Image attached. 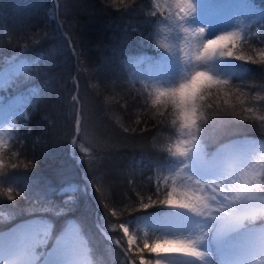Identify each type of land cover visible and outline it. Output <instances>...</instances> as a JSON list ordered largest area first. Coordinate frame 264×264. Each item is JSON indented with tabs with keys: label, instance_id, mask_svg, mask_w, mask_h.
<instances>
[{
	"label": "trees",
	"instance_id": "trees-1",
	"mask_svg": "<svg viewBox=\"0 0 264 264\" xmlns=\"http://www.w3.org/2000/svg\"><path fill=\"white\" fill-rule=\"evenodd\" d=\"M254 2L264 9V0ZM151 5V0H60L55 18L51 0H0V66L11 56L35 61L5 91L23 94L27 104L26 118H18L0 158V232L44 218L52 226L47 249L74 220L88 240L93 264L152 259V252L139 251L143 243L127 244L121 227L131 232L132 220L166 208L160 201L167 188H159L156 178L171 160L166 152L171 129L152 115L151 92L130 65L138 53L157 52L152 34L161 15ZM256 28L236 41L233 51L239 45L248 68L229 83L260 97L264 18ZM252 103L264 107L259 98ZM242 135L264 139V121L215 119L203 143L212 152ZM71 140L79 162L70 154Z\"/></svg>",
	"mask_w": 264,
	"mask_h": 264
},
{
	"label": "rangeland",
	"instance_id": "rangeland-1",
	"mask_svg": "<svg viewBox=\"0 0 264 264\" xmlns=\"http://www.w3.org/2000/svg\"><path fill=\"white\" fill-rule=\"evenodd\" d=\"M192 2V0H189ZM52 5L49 8L51 16L57 18V12L60 5V0H52ZM196 10L188 14L181 13L179 8L174 3V0H157V4L153 5L151 0V6L160 13V17L155 24V30L152 37L158 35L160 43L165 45L169 51L158 48L154 44L157 52L140 58V60L132 61V74L141 83V85L153 93L157 87H162L170 83H174L176 79L184 72L189 70L190 66L195 67L194 54L199 50L202 39L209 38L214 39L215 35H221L225 31L238 33V41L241 38H248L252 34L257 32V28L261 25L264 18V9L253 3V0H194ZM262 20V21H261ZM159 26L162 31L156 33V28ZM204 27V33H200L197 30ZM253 31V32H252ZM238 49L240 47L238 45ZM234 53L233 56H221L220 53L214 55L211 59L207 60L211 65L205 66L203 71L208 72L210 75L218 79L229 81L232 76H242L247 70L248 59L237 60L236 56H243V54ZM227 50V49H225ZM236 52V51H235ZM182 59H181V58ZM192 57V60H189ZM155 58V59H153ZM151 60V61H150ZM143 61V62H142ZM168 63V64H165ZM30 68V63L23 59H16L14 56L9 57L0 66V136L3 138L5 146L8 144L9 139L13 136L17 128V119L20 114L24 115L23 103L24 96L16 95L12 96L5 91L14 78L19 74H26ZM151 97V96H150ZM23 125V124H22ZM77 127V126H76ZM233 140H237L240 143L235 151L241 154H248L251 151H258V146L264 139L242 135ZM232 141V140H231ZM73 140L69 143L70 154H73ZM215 151V150H214ZM169 163L164 167L163 172L157 174L156 184L159 188L166 187L167 193L173 188L177 190V193L181 191H188L190 194L217 196V201H223V196L219 195L220 192L225 190L224 185H221L219 181L215 185L209 187V180L212 179L208 174L202 172L198 167L196 160L192 155L182 158H170ZM80 158H76V162H79ZM191 177V178H190ZM200 179L201 184L199 187L194 185V180ZM91 182H88L87 190L91 189ZM85 189V185L82 187ZM215 188V192L213 191ZM74 187L69 186L66 190L72 193ZM90 192H88L89 194ZM212 204V214L217 215L216 208L218 204L216 201H209ZM166 209L160 213L144 214L135 218L130 222L133 224L131 232L125 234L122 227V234L125 236V240L128 243V237L131 236L135 241L131 246L137 247L140 243L148 242V237H151L152 242L154 240L162 241L164 239H195L200 234L201 230L207 231L206 228H211L214 224L209 218L197 217L193 213L173 208L165 205ZM95 222H99L98 217L94 213ZM261 223L255 221L247 225V231L249 233H258L261 229H264V219ZM258 224H257V223ZM37 224V225H50V231L46 240V243L37 249L41 255V260L38 264L43 262L44 255L51 252L54 245L61 234L54 238L50 249L47 251L48 239L51 234V223L39 217H33L26 220L19 221L8 230L0 233V235H7L13 232L15 229L21 226ZM70 228L78 230L80 237L82 238L84 245L87 249V255L85 257L91 258L90 248L88 240L81 232L79 225L74 220H69L62 231V235ZM103 235L110 241L116 243L111 237H109L106 231L100 228ZM212 231H209L211 233ZM193 233V236H188ZM138 235V237L136 236ZM195 237V238H194ZM111 238V239H110ZM238 236L233 237L231 240L220 241L216 244V250H223L227 253V249L231 248L234 243H237ZM150 244V242H149ZM151 245V244H150ZM136 252V251H135ZM163 254V253H161ZM161 254L157 255L152 253V264H155L156 259L161 258ZM84 257V258H85ZM140 259V264H141ZM255 264H260L261 256L252 254ZM130 264H133L132 262Z\"/></svg>",
	"mask_w": 264,
	"mask_h": 264
},
{
	"label": "clouds",
	"instance_id": "clouds-1",
	"mask_svg": "<svg viewBox=\"0 0 264 264\" xmlns=\"http://www.w3.org/2000/svg\"><path fill=\"white\" fill-rule=\"evenodd\" d=\"M152 3L156 5L157 0H152ZM161 31L162 29L157 26L156 33ZM153 43L158 48L169 51L160 43L158 35L154 36ZM228 47L232 48L233 45L229 44ZM198 51L194 54L195 61ZM192 59L189 57V60ZM196 70L194 66H190L189 70L180 75L174 83L157 87L156 89L170 90L166 96L161 97L163 103L153 104L155 91L151 94L148 103L153 110L152 115L162 117L171 129L168 137L170 146L166 149L170 157H178L174 148L181 140L191 137L194 142L202 143L208 161L203 165L196 161L197 167L213 177L209 181H219L224 185L225 190L219 193L224 199L217 201L216 195H205L206 206L193 214L197 217L209 218L214 222L210 229L206 228L207 236L209 231H212L215 240L226 241L245 233L248 224L264 219V142L260 143L258 151L254 150L246 155L235 151L229 162L217 163L214 160L215 155L226 146L233 148V142L220 145L215 151L209 152L203 143L205 132L209 124L219 118L264 121V107L257 109L252 103L258 98L264 100V96H249L247 93L234 90V85L227 80L223 86L201 87L194 76ZM193 118L194 127L191 129L185 127L184 125ZM4 148L5 144L0 136V158ZM193 182L197 187L201 184L200 179H195ZM213 191L215 192V189ZM209 201L217 202V215L212 214L213 206ZM236 219H239V224H234ZM205 255L210 253L205 252ZM260 256V264H264V255ZM81 264H93V260L85 257ZM253 264H255L254 260Z\"/></svg>",
	"mask_w": 264,
	"mask_h": 264
},
{
	"label": "snow or ice",
	"instance_id": "snow-or-ice-1",
	"mask_svg": "<svg viewBox=\"0 0 264 264\" xmlns=\"http://www.w3.org/2000/svg\"><path fill=\"white\" fill-rule=\"evenodd\" d=\"M174 3L181 13H185L187 10L190 15L192 11L196 10L194 0L192 2H189V0H174ZM197 31L204 33L205 30L200 28ZM237 39L238 33L228 31H225L221 35H215L214 39L203 38L196 60L206 62L217 52L221 56H233L232 48H235ZM229 44L233 45V47L229 48ZM260 56V62L264 63V52ZM236 59L243 60L244 57L236 56ZM194 76L201 87L223 86L227 82L223 79L215 78L202 70H196ZM154 91L153 104L155 105L163 103L164 100L161 97L166 96L170 90L158 88ZM194 125L195 119L193 118L191 122L184 126L191 129ZM174 152L178 157L182 158L188 157L191 154L193 159L202 165L208 161L202 143L199 141L194 142L191 137L181 140L175 146ZM234 153L235 150L233 148L226 146L215 155L214 160L217 163H227L232 159ZM215 184L216 182L210 181L208 186L212 187ZM8 199L12 200L13 197L9 195ZM160 203L173 208L187 210L191 213L201 211L206 206L205 196L196 195L195 193L190 194L188 191L177 193L175 188L169 191L165 199L160 201ZM239 222V219H236L234 224H239ZM49 231L50 225L29 224L18 227L7 235H0V264H38L43 254L38 253L37 249L46 243ZM124 232L127 234L128 229L124 228ZM206 232L202 229L195 240H154L151 245L145 241L144 248L139 251L147 249L149 252L156 253L157 255L178 252L195 258V260L199 261V264H209L208 260H206V257L209 255H205V251H201L198 246L207 237ZM134 242L133 238L129 236V246ZM234 251L238 257L235 264H250L249 260L246 259L249 254L264 255V229H261L258 233L245 232L239 234ZM86 255L87 249L78 230L70 228L58 238L52 251L44 255L43 264H81ZM141 264H152V261L141 260ZM155 264H163V261L156 259Z\"/></svg>",
	"mask_w": 264,
	"mask_h": 264
},
{
	"label": "bare ground",
	"instance_id": "bare-ground-1",
	"mask_svg": "<svg viewBox=\"0 0 264 264\" xmlns=\"http://www.w3.org/2000/svg\"><path fill=\"white\" fill-rule=\"evenodd\" d=\"M51 2H52V0H51ZM51 5H52V3H51ZM202 28L205 30L204 27H202ZM218 53L219 52H217L215 55H217ZM144 56H147L148 59L151 57L150 53L142 52V53L136 54V56H134L132 61H135L136 59L140 60V58H143ZM16 59H23L25 61H28L30 63L29 70L32 68V64L35 62L33 60L29 61V60L24 59V58H16ZM195 63H196L195 68L197 70H202V71H203L205 66H208V64L211 65V62L209 63L208 61H206V62L195 61ZM229 142H233V145H232L233 148H236V146H238V144L240 143L237 140H232ZM229 142H227L223 145H228ZM151 213H154V212H151ZM148 214H150V213H148ZM11 227H9V228H11ZM9 228L5 229L4 231L8 230ZM4 231H2V232H4ZM2 232H0V233H2ZM61 236H62V233H61ZM188 236L192 237L193 233H190V235H188ZM195 239H192V240H195ZM219 242L220 241L215 240L214 235L211 232L208 234V236L205 238V240L203 242H201L198 246L200 247L201 251H205V252L210 253V255L208 257H206V260H208L209 264H235V261L238 259L237 255L234 251V249L236 247V243H234L231 248L227 249V253L226 252L224 253L223 250H216V244H218ZM160 259L163 261V264H199V261L195 260V258L188 257V256L184 255L183 253H178V252L177 253H168V254L163 253V254H161ZM246 259H248L250 264H252V254H249L246 257Z\"/></svg>",
	"mask_w": 264,
	"mask_h": 264
}]
</instances>
